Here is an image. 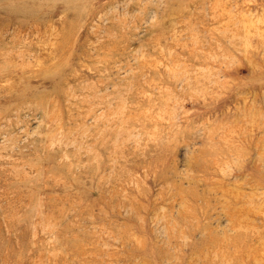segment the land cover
Returning a JSON list of instances; mask_svg holds the SVG:
<instances>
[{"label": "rangeland", "instance_id": "374dc122", "mask_svg": "<svg viewBox=\"0 0 264 264\" xmlns=\"http://www.w3.org/2000/svg\"><path fill=\"white\" fill-rule=\"evenodd\" d=\"M0 264H264V0H0Z\"/></svg>", "mask_w": 264, "mask_h": 264}]
</instances>
